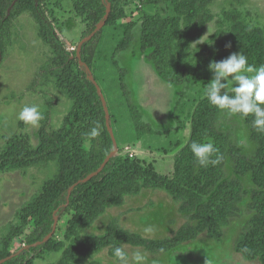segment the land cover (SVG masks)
Segmentation results:
<instances>
[{"label": "rangeland", "instance_id": "obj_1", "mask_svg": "<svg viewBox=\"0 0 264 264\" xmlns=\"http://www.w3.org/2000/svg\"><path fill=\"white\" fill-rule=\"evenodd\" d=\"M40 2L57 38L71 56V69L78 72L81 64L75 53L82 34L90 27L81 0ZM188 3L189 0H152L148 5L138 0L108 3L109 12L118 18L113 25L104 22L100 26L102 32L93 52L92 67L88 68L106 104L116 143L114 155L137 160L170 178L177 157L192 135V114L212 79L209 63L236 52L232 43L237 28L255 32L264 39V0H205L203 31L196 40H186L183 36ZM145 27L152 33L161 29L159 36L166 32V40L142 51L140 40ZM8 32L10 40L0 62V154L13 139H24L27 147L36 149L41 128L48 133L61 130L74 108V100L59 87L58 69L52 66V73L46 72L56 49L41 38V26L35 16L28 11L21 13L10 21ZM122 40L125 49L116 51ZM154 51L152 56L177 74L178 84L158 74L151 58ZM123 75L135 113L127 108V99L119 87ZM32 104L39 106L43 116L35 128L18 119L22 107ZM212 121L220 132L231 134L245 156L255 154L257 144L250 139L249 127L242 117L224 110ZM146 124L150 130H146ZM56 171L54 162L49 167L0 170V262L26 246V238L36 227L35 219L27 211L37 203L45 182ZM224 171L226 180H240L247 196L240 204L241 213L220 229V242L204 231L162 254L125 242L120 246L124 245L129 255L142 252L148 258L147 264H261L258 259H244L235 250L253 216L244 208L250 202L248 195L254 185L250 175L236 174L229 160ZM209 197L203 196L201 200L205 202ZM190 198L191 202L199 200ZM179 208L180 203L160 189H141L137 194L124 195L96 216L86 217L83 213L77 217L75 209L69 208L55 218L46 247L29 264H119L107 248L79 260H69L65 252L71 251L84 237L103 236L112 223L144 239L172 238L188 222Z\"/></svg>", "mask_w": 264, "mask_h": 264}, {"label": "trees", "instance_id": "obj_2", "mask_svg": "<svg viewBox=\"0 0 264 264\" xmlns=\"http://www.w3.org/2000/svg\"><path fill=\"white\" fill-rule=\"evenodd\" d=\"M113 1L81 0L90 27L82 34V42L75 53L81 67L74 73L70 66L71 56L57 38L40 0H0V62L10 40V21L25 11L31 12L41 26V38L52 43L56 49V56L52 58L46 72L52 73L55 66L58 69L59 87L74 100V108L61 130L48 133L41 128L40 143L36 149L27 147L24 139H13L0 154V170L40 165L49 167L51 163H57L53 178L45 182L44 192L27 211V215L35 219L36 227L26 238V246L0 264H29L46 247L44 239L52 232L55 218L61 217L69 208L75 209L77 217L83 213L86 217L96 216L118 203L122 196L137 194L141 189H160L168 193L180 203L179 212L185 215L188 222L172 238L157 241L130 234L112 223L103 236L82 238L71 251L67 249L65 256L69 260H79L107 248L108 254L114 258V248L120 246L121 242L142 247L153 254H162L204 231L216 242H220V229L229 219L241 213L240 204L247 196L240 180L225 179L226 160L232 163L236 174L250 175L254 185L248 195L250 202L244 208L246 213H253V216L243 229L235 250L248 261L258 259L264 264V132L253 127V116L243 118L249 127L250 139L257 144L253 156H245L230 133L218 130L212 119L218 118L224 110L211 105L204 96L192 114V135L175 161L172 178L157 174L137 160L118 155H113L98 172L113 151V143L105 124L106 104H103L88 68L92 67L93 52L102 32L98 26L104 22L113 25L118 18L107 8L108 3ZM138 1L142 5L152 3V0ZM204 2L205 0H189L183 21V36L186 40H196L202 34ZM155 31L152 33L146 27L143 29L140 40L142 51L153 43L166 40V32L159 36L161 29ZM236 31L233 49L236 52L242 51L248 57L249 64H263L264 39L243 28H237ZM124 43L122 40L116 51L124 50ZM154 53L155 51L151 53V58L158 74L163 79L178 84L177 74L165 62H158L152 56ZM120 70L126 73V70ZM124 78L125 75L120 78L119 87L127 99V108L135 113L136 108ZM97 121L102 125V131L97 138L89 139L86 134ZM144 127L150 130L149 124ZM193 140L213 142L219 149L220 162L215 166H199L188 147ZM87 144L88 148L85 147ZM94 173L95 176L85 181ZM206 195L210 197L203 202L201 198ZM191 196L199 200L191 202ZM190 222H195V225Z\"/></svg>", "mask_w": 264, "mask_h": 264}, {"label": "clouds", "instance_id": "obj_3", "mask_svg": "<svg viewBox=\"0 0 264 264\" xmlns=\"http://www.w3.org/2000/svg\"><path fill=\"white\" fill-rule=\"evenodd\" d=\"M208 70L212 73V79L204 91L208 102L242 118L253 116V127L264 132V64H249L248 57L239 51L220 61H211ZM18 119L35 128L43 116L39 106L32 104L22 107ZM101 131L102 125L97 121L86 135L89 139H95ZM188 147L201 167L215 166L221 160L219 149L211 141L193 140ZM114 258L119 264H129V261L131 264H147L148 259L140 251L129 255L124 245L114 248Z\"/></svg>", "mask_w": 264, "mask_h": 264}, {"label": "water", "instance_id": "obj_4", "mask_svg": "<svg viewBox=\"0 0 264 264\" xmlns=\"http://www.w3.org/2000/svg\"><path fill=\"white\" fill-rule=\"evenodd\" d=\"M108 8V7H107ZM109 11V10H108ZM102 25V24H101ZM100 25V26H101ZM100 26H98V28L100 27ZM79 49V48H78ZM81 64V63H80ZM95 83V82H94ZM96 84V83H95ZM97 86V85H96ZM97 89H98V92L100 93V95H101V92H100V89L98 88V86H97ZM101 99H102V96H101ZM102 102H103V104L105 105V102H104V100L102 99ZM105 124H106V128H107V130H108V132H109V134H110V137H111V140H112V143H113V151L107 156V158L105 159V161L103 162V164L101 165V167L98 169V172H100L101 170H102V168L105 166V164L107 163V161L114 155V152H115V150H116V143H115V139L113 138V135H112V133H111V131H110V126H109V118H108V113H107V110H106V108H105ZM96 175V173H94V174H92V175H90L87 179H85V181L86 180H88V179H90L91 177H93V176H95ZM73 187V186H72ZM72 187L70 188V189H72ZM51 234H53V230H52V232L44 239V241H46L50 236H51ZM4 261V260H3ZM2 262V261H1Z\"/></svg>", "mask_w": 264, "mask_h": 264}]
</instances>
